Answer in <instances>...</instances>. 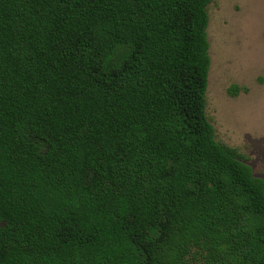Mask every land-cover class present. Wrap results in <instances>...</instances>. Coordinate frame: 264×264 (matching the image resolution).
<instances>
[{"label": "trees", "instance_id": "trees-1", "mask_svg": "<svg viewBox=\"0 0 264 264\" xmlns=\"http://www.w3.org/2000/svg\"><path fill=\"white\" fill-rule=\"evenodd\" d=\"M212 1L0 0V264H264V179L207 115Z\"/></svg>", "mask_w": 264, "mask_h": 264}, {"label": "rangeland", "instance_id": "rangeland-1", "mask_svg": "<svg viewBox=\"0 0 264 264\" xmlns=\"http://www.w3.org/2000/svg\"><path fill=\"white\" fill-rule=\"evenodd\" d=\"M208 12V118L264 179V0H213ZM233 85L248 91L233 96Z\"/></svg>", "mask_w": 264, "mask_h": 264}]
</instances>
